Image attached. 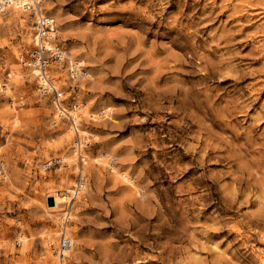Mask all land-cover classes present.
Returning <instances> with one entry per match:
<instances>
[{
  "label": "rangeland",
  "instance_id": "rangeland-1",
  "mask_svg": "<svg viewBox=\"0 0 264 264\" xmlns=\"http://www.w3.org/2000/svg\"><path fill=\"white\" fill-rule=\"evenodd\" d=\"M9 2L0 264H264V0H42L78 130L20 60L35 18Z\"/></svg>",
  "mask_w": 264,
  "mask_h": 264
},
{
  "label": "built area",
  "instance_id": "built-area-1",
  "mask_svg": "<svg viewBox=\"0 0 264 264\" xmlns=\"http://www.w3.org/2000/svg\"><path fill=\"white\" fill-rule=\"evenodd\" d=\"M41 3L42 0H25L21 5L23 10L33 14L35 18L36 29L33 40V48L26 54H23L26 57L20 58V60L26 67L37 68L41 74L40 76L44 79H48L45 81L46 85L39 84V90L42 92V94L50 95L52 97V101L57 109L59 117L61 119H68L71 125L76 127L75 129L78 130L79 124H77L73 118L70 119L68 115V110H70L71 107L74 108L76 104L69 105L66 102L64 92L58 86L52 84V81L49 79L47 69L48 71L51 70V66L53 63L62 61V59L66 57L64 53V51L66 50L60 44L55 43L54 41L50 45L52 47H48L46 45L49 40V32L53 31L55 28V20L53 17L44 12ZM6 4V0H0V12L4 10ZM70 116L72 117V115ZM57 123V121L53 122L54 125H57ZM75 144L77 150H79L81 158L84 157L83 152L89 144L88 139L82 138L80 137V135H78ZM83 181L84 180H82V177L80 176L77 182L80 184L79 187H81V183H83ZM69 217L70 216L68 215V213H66L64 218L65 220L63 222V224L65 225L63 229L64 232L61 234L57 246H54V250H56L55 247H57V250L60 254L59 258L61 261L66 259L67 252L73 246L72 240L66 234V224L68 225L69 223Z\"/></svg>",
  "mask_w": 264,
  "mask_h": 264
},
{
  "label": "bare ground",
  "instance_id": "bare-ground-1",
  "mask_svg": "<svg viewBox=\"0 0 264 264\" xmlns=\"http://www.w3.org/2000/svg\"><path fill=\"white\" fill-rule=\"evenodd\" d=\"M7 1V4H6V6L10 3L9 1H12V0H6ZM23 1H25V0H14V4L16 5V6H19V7H21V5H22V3H23ZM22 8V7H21ZM23 11H25V10H23ZM32 14V13H31ZM55 31V28H54V30L53 31H51V32H49V34H48V39L50 40L52 37H51V33L52 32H54ZM52 36H55V35H53V33H52ZM48 40V41H49ZM51 42H52V40H51ZM46 45L48 46V47H52V46H50L51 44H49V42L48 43H46ZM33 48V47H32ZM31 48V49H32ZM65 53V52H64ZM24 57H26V56H23L22 58H24ZM63 60V59H62ZM25 61V60H24ZM34 69H36L37 70V73H38V76L40 77V79L42 80V83H43V85H46V83H45V81L46 80H48V79H44V78H42L40 75V72H39V70L37 69V68H35V67H33ZM74 71V70H73ZM47 72L49 73V71H48V69H47ZM74 120H77V116L75 117L74 116ZM79 185L80 184H78L77 185V190L79 191V190H81V188L83 187V183H81V187H79ZM69 192V191H68ZM68 196H69V194L66 196V197H64V199H67L68 198ZM70 197V196H69ZM67 234V233H66ZM68 235V234H67ZM51 243H53V242H51ZM59 243V242H58ZM57 246V245H56ZM56 248V250H54V247L53 248H51L52 249V252H53V254L60 260V258H59V256H60V254H59V252H58V250H57V247H55ZM67 255V254H66ZM68 258V255L66 256V259ZM66 259H64L63 261H65ZM61 261V260H60ZM63 264H65V262L63 263Z\"/></svg>",
  "mask_w": 264,
  "mask_h": 264
}]
</instances>
